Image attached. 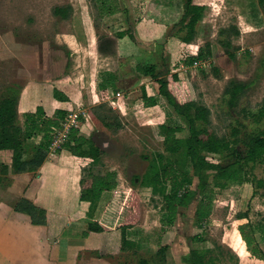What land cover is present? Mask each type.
Segmentation results:
<instances>
[{"label":"rangeland","instance_id":"rangeland-1","mask_svg":"<svg viewBox=\"0 0 264 264\" xmlns=\"http://www.w3.org/2000/svg\"><path fill=\"white\" fill-rule=\"evenodd\" d=\"M171 2L123 0L122 6L128 9L129 16L123 10L106 16L101 13L97 0H0V96L8 88L15 90L20 120L27 109L36 110L37 106L43 107L51 116L57 110L67 111L69 117L76 116L74 128L103 153L96 169L117 175L112 199L117 200L119 194L121 197L116 211L125 216L127 209L122 206L123 197L131 191L138 193V221L129 237L141 241L142 246L138 249L141 256L148 257L160 245H167L166 264H182L181 258L195 248L208 251L210 264H264L247 251L238 230L241 225L262 223L263 189L258 188L256 195L250 183L215 189L212 213L202 229L193 225L197 205L194 201L181 211L175 225L165 231L160 223L162 198L149 189H140L139 179L157 155H163L166 161H182L180 156L164 150L160 128L163 125L184 127V124L166 101L157 97L154 83L135 71L137 64H159L161 58H165L169 70L191 85L192 97L210 110L209 130L218 136H229L234 127L240 128L242 133L264 128V120L256 123L249 117L257 113L264 99V12L258 0H198L206 7L203 20L197 26L195 40L185 45L176 58L169 55L167 43L175 37L173 25L180 17L181 0H175L173 5ZM66 5L73 7L69 20L63 21L52 15L54 7ZM126 15L129 21H126ZM137 21L163 26L166 33L147 43L137 40L141 44L140 52L135 53L127 46L117 52V34L121 29L126 31L128 24L134 32ZM230 27L238 31V35L231 38L233 59L219 44L228 38L220 31ZM109 34L112 37L109 38ZM99 37H104L101 45L105 53L97 49ZM107 42L111 43L109 49L105 45ZM207 43L212 47V58L188 65L185 62L188 52L194 56ZM213 69L218 70L216 75ZM110 74L115 78V91L109 90L108 98L101 101L97 98L98 84ZM231 80L248 84L235 109L227 106L224 94ZM141 87L150 94L154 90L155 106L143 104ZM54 91L65 100L55 99ZM120 98L122 101L118 102ZM102 103L105 109H111L108 116L121 122L122 129L118 132L99 131L93 126L90 116ZM187 135L186 129L176 133L178 138ZM34 141H31L33 145ZM239 148L244 150L242 146ZM208 160L222 161L210 155ZM176 166L181 168L183 165ZM183 170L188 171V167ZM253 173L257 179L264 178L260 165ZM243 213L248 217L237 219V215ZM195 235H200L203 241H192ZM256 237L264 251L260 235ZM129 262L136 264L137 260L130 258Z\"/></svg>","mask_w":264,"mask_h":264},{"label":"trees","instance_id":"trees-1","mask_svg":"<svg viewBox=\"0 0 264 264\" xmlns=\"http://www.w3.org/2000/svg\"><path fill=\"white\" fill-rule=\"evenodd\" d=\"M170 1L174 0H168V3ZM97 2L101 13L106 16L122 10L128 14V9L122 6L123 0H97ZM172 2L173 5L174 2ZM258 3L264 12V0H258ZM205 10V6L194 3V0H181V13L178 21L173 25V36L175 33V37L182 43L191 44L196 38L197 26L203 20ZM52 15L67 21L73 15V7L71 5L56 6L52 9ZM128 16L126 15V21H129ZM220 33L228 35V38L219 41V44L227 51L229 58L233 59L234 53L230 51L231 38L237 36L238 31L230 27L229 30H222ZM125 36L131 42L141 46L129 24L126 31L117 34L118 38ZM103 40L104 37L98 38L99 51L105 50L100 46ZM105 45H108L109 49L111 43L107 42ZM213 49L215 50L214 46ZM212 56V47L207 43L199 48L194 56L188 52L185 62L191 66L206 61ZM135 71L154 83L157 97L163 98L184 124V127L179 125L176 128H168L163 125L160 128L164 138V150L172 155L180 156L182 160L180 163L183 166L181 167L179 162L178 164L166 161L163 155H157L150 162L145 175L139 179L140 189H149L152 194H158L162 198L160 223L163 231L172 228L181 211L187 209L194 201L197 205L193 225L197 229H202L212 213L215 189H227L231 184L250 183L255 188L254 195L257 194L258 188L264 190V178L257 179L253 173L257 165L263 167L264 173V128L256 131L245 130L242 133L240 128L234 127L229 136H218L209 130L210 110L192 97L191 85L169 70L165 58L162 57L159 64H137ZM213 71L216 75L218 70L213 69ZM114 80V76L110 74L98 84L101 101L108 98L109 90L115 91ZM247 88V83L235 80L228 83L224 94L230 109H235L239 105ZM141 91L143 104L146 107L155 106L156 99L149 96L144 87H141ZM54 97L57 100H65L58 91H54ZM18 104L19 99L15 90L8 88L2 92L0 96V187L2 188L11 185V176L39 170L48 156L54 129L59 128L68 117L67 111L64 110H57L53 116L49 117L39 106L34 112L25 113L20 120ZM110 112L111 109H105L104 103L99 104L90 116L93 126L104 132L111 130L116 133L121 130V122L116 117L108 116ZM249 117L256 123L264 120V99L257 113ZM184 128L188 135L184 138L176 137V133L184 131ZM37 137H41V141L38 145H33L31 141ZM240 146L244 148L243 151L239 148ZM62 147L78 160L87 163L80 181V200L89 204L87 213L89 232L121 231L122 254L109 258L114 259L116 264H129L130 258H136V264H166L169 246L160 245L156 252L143 257L138 251L142 243H132L127 239V231L135 226L139 216L140 199L136 191H131L127 197H123L122 206L127 209L125 216L123 212H117L118 209H115L121 197L119 194L117 200L107 204L101 221L93 220V214L102 193L113 191L117 186L116 173L109 171L102 173L96 169L103 154L101 149L74 127ZM3 152L10 154L9 163L1 159ZM209 155L222 161L213 163L208 160ZM185 166L188 167V171L183 170ZM261 196L264 197V193ZM15 210L29 215L34 224L44 223L43 210L27 200L21 199L17 202ZM247 217L246 213L237 215L239 220ZM238 230L247 251L256 259L264 261V251L260 248L256 237L260 235L264 243V219L256 226L241 225ZM191 239L194 242L203 241L200 235H195ZM207 253L205 249H192L181 258L182 264H210Z\"/></svg>","mask_w":264,"mask_h":264},{"label":"crops","instance_id":"crops-1","mask_svg":"<svg viewBox=\"0 0 264 264\" xmlns=\"http://www.w3.org/2000/svg\"><path fill=\"white\" fill-rule=\"evenodd\" d=\"M194 3L201 5L198 0ZM135 24L133 33L140 43L162 38L166 33L165 27L153 22L137 21ZM116 43L117 52L125 46L135 53L141 50V46L131 42L127 36L118 38ZM185 45L190 44L173 37L167 43L169 55L173 58L180 56L179 51ZM153 92L150 94L147 91L151 97L155 96ZM97 98L101 100L99 95ZM34 111L27 109L25 113ZM34 139L36 145L41 141V137ZM1 159L9 163L10 154L3 152ZM86 164L61 146L55 153L48 150V156L39 170L11 176V185L0 187V264H116L109 257L122 254L121 231L88 230L89 204L80 200V181ZM113 191L102 193L93 220L101 221L107 204L113 201ZM21 199L43 210V224H34L29 215L15 210L16 203ZM131 229L127 231V239L132 243L141 242L139 238L129 237ZM132 235L136 236L135 233Z\"/></svg>","mask_w":264,"mask_h":264},{"label":"built area","instance_id":"built-area-1","mask_svg":"<svg viewBox=\"0 0 264 264\" xmlns=\"http://www.w3.org/2000/svg\"><path fill=\"white\" fill-rule=\"evenodd\" d=\"M76 122V116L69 117L61 124L58 129H54L53 140L51 141L49 151L50 153H55L63 145L62 143L66 141L71 129L74 127Z\"/></svg>","mask_w":264,"mask_h":264}]
</instances>
